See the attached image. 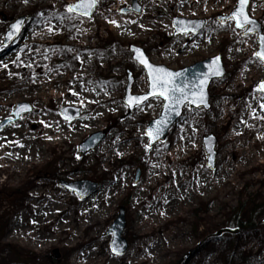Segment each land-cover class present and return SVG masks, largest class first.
Returning a JSON list of instances; mask_svg holds the SVG:
<instances>
[{
	"label": "rangeland",
	"instance_id": "1",
	"mask_svg": "<svg viewBox=\"0 0 264 264\" xmlns=\"http://www.w3.org/2000/svg\"><path fill=\"white\" fill-rule=\"evenodd\" d=\"M186 1L98 0L88 18L67 11L79 0H0V53L12 52L0 64V125L20 103L34 109L0 131L27 143L20 152L2 148L9 163L0 170V264H264V225L215 237L240 204L248 212L254 204L264 211V94L257 91L264 62L255 55L258 37L244 35L234 21L220 22L237 0H200L187 8ZM258 3V12L252 5L249 12L264 29V0ZM102 4L115 10L112 19L121 28L138 26L142 33L108 28L110 20L97 17ZM21 18L24 30L6 46V33ZM175 18L205 20L206 27L199 34L175 33ZM86 24L94 29L90 34L81 31ZM130 46L175 71L217 55L227 69L210 88L212 109L186 108L165 142L152 149L146 147V129L164 101L155 98L129 114V76L135 95L146 94L149 85ZM68 92L62 99L56 94ZM67 107L81 109V117L64 120L61 110ZM100 131L106 139L81 155L79 145ZM210 135L218 140L216 170L208 166L203 144ZM179 143L189 145L183 158L175 155ZM125 144L129 150L120 157L117 148ZM63 181H90L99 188L82 200L61 187ZM120 181L123 188L111 194ZM178 183L185 191L176 190L174 211L156 208ZM120 208L130 244L123 256L112 253L109 234ZM64 211L70 220L62 233Z\"/></svg>",
	"mask_w": 264,
	"mask_h": 264
},
{
	"label": "water",
	"instance_id": "2",
	"mask_svg": "<svg viewBox=\"0 0 264 264\" xmlns=\"http://www.w3.org/2000/svg\"><path fill=\"white\" fill-rule=\"evenodd\" d=\"M251 2H252V0H247V3L244 6L245 7V12L250 18H251V16L249 14V9H250V6H251ZM239 6L240 5H239V0H238L237 7L234 9V11H236V9ZM95 9L92 10V14H93ZM233 12L230 15H228V16H231L233 14ZM74 13L80 14L79 12H74ZM92 14H91V17H92ZM228 16H225V17H228ZM85 17H89V16H85ZM223 18L224 17H220V21L221 22L223 21ZM251 19H253V18H251ZM253 20L256 22L255 31H250L247 34H245V33L244 34L245 35H257L258 36V40H259V46L261 47V45H260V37H261V34L264 33L263 27H262L261 23L258 20H255V19H253ZM178 21L183 22V23L178 24L177 23ZM21 22H22V24H21ZM25 23H26V18H21V19L17 20L15 24H12L10 26L9 31L6 34L5 45L8 46V45L12 44L20 36L22 31L24 30ZM17 24H21V30L19 32H14V26H16ZM184 24H187L188 28H192V27L196 28L195 32H189V33L198 34V33L202 32L204 30L206 22L204 20H188V19H183V18H175L173 20V27L175 29V33H180L181 32V28L184 26ZM201 25H202V27H201ZM238 29L244 30V29H241V28H238ZM181 33H183V32H181ZM10 34H12L11 38H10ZM260 47H259V50H260ZM135 49H141L146 56H147V54L140 47H137V46H131L130 47V51L133 53V60H135L141 67H143L145 69L147 77H148V83H149V81H150L149 70L146 68L145 65L141 64L140 62H138V60L136 59V53L134 51ZM217 57L220 58L218 64L217 63H213L214 61H216ZM147 58H148V56H147ZM148 61L151 64H153L149 60V58H148ZM155 66H157V65H155ZM160 67H164V68L168 69L171 72H175V73L181 74L183 82H190L192 87H196L197 79H198V77H200L201 74H207L208 75V82H207V85H206V88H205V94H206V101L207 102H206V104H199V105L196 104V103H186L179 110V114H176L175 112H170L167 126L165 127L163 133L158 138H156L155 141L153 142L152 138H150L147 135V131H148V129L150 127L155 128V122L158 121V120H161L163 118L164 112H165V103H166L164 101L161 114L159 115L158 118L152 120L149 123V125H148V127L146 129V137L148 138V144L147 145L151 144L150 149L155 147L158 143L164 142L167 139L171 129L183 117L185 109L188 106L191 109H197V110L198 109H204L205 111L209 112L211 110V108H212V106H211L210 87H211V85H212V83L214 81L221 80L226 75V68H225L223 59H222V57L220 55H217L215 57L209 58V59L204 60L202 62H198V63H196V64H194V65H192L190 67H186V68H183V69L178 70V71L169 69L166 66H160ZM217 67H220V68L223 69V75H221V76L212 75V73L214 72V70ZM261 81H264V79L261 80ZM133 85H134V80L132 79L131 76H129L128 86L126 87V91H125V104L127 105L128 109H129V114H133L135 112V110L137 109V107L146 104L148 101H150L152 99H155V97L149 95L148 99L144 100L143 103L136 104L135 106H130L128 104V99H129L130 96H144V95H147L148 93H150V91H151V89L149 87L148 93L143 94V95H134L133 94ZM262 93L264 94V92H262ZM196 99L199 100V96H197ZM21 106H28L30 108V111H23V112H20L19 115H16V110L19 109ZM16 110L12 114L14 116V118H11L12 123H9V119L6 120L5 122H3L0 125V131L2 129H4V128L8 127L11 124H14V123L18 122L21 119L22 116H24L26 114H31L33 112V107L30 104H28V103H21V104H18L16 106ZM61 115H62V117L65 120H67L69 122H73V121H75V120H77V119H79L81 117V110L79 108L67 107V108H64L61 111ZM105 139H106V134L104 132H98V133H95V134L91 135L82 144H80L79 153L81 155H86V154L90 153L91 151H93L94 149L99 147L101 145V143ZM203 143H204L205 153H206V155L208 157L207 158L208 166L212 170H215L216 167H217V158H218V153L216 151L217 145H218V140H217V138L215 136L210 135V136L204 138ZM140 179H141V171L138 170L137 171V175H136V183H138L140 181ZM61 187L69 190L70 192L77 193L80 196V198L83 199V200H86V199L90 198L98 190V184L94 183V182H90V181L71 182V183H67V182L64 181V182L61 183ZM260 225H264V219L260 222ZM126 226H127V220H126L125 209L124 208H120L119 216H118L117 220L114 222V224L109 229V234H111V233L113 234V240L111 242V250H112V253L115 254V255L123 256V255H125L128 252V250L130 248L128 240L124 237V232H125ZM238 233H240V230L224 229V230H221L219 233H217L215 235V237H220V236H222L224 234L236 235ZM114 249L116 251H114ZM56 254H57V257H59L57 252H56Z\"/></svg>",
	"mask_w": 264,
	"mask_h": 264
},
{
	"label": "snow or ice",
	"instance_id": "3",
	"mask_svg": "<svg viewBox=\"0 0 264 264\" xmlns=\"http://www.w3.org/2000/svg\"><path fill=\"white\" fill-rule=\"evenodd\" d=\"M98 0H79V3L74 5H69L67 11L70 13L79 12L82 16L91 17L92 10L96 8ZM247 0H239V7L236 11L233 12L231 16L224 17L222 23L226 26L228 21H235L236 27L244 29L245 34L250 31H255L256 22L251 19L245 12V4ZM136 10L139 8L137 6ZM42 15V14H41ZM64 19V17H61ZM111 23L116 24V21H111ZM178 24L183 22L178 21ZM22 24V22H21ZM21 24L14 26V32H19L21 30ZM251 26V27H250ZM202 27V25H201ZM196 28H188L187 24L181 28V32L188 34L189 32H195ZM10 34V38H11ZM260 50L255 53L256 57L264 62V33L260 37ZM136 59L141 64L145 65L149 70V87L151 89L150 93L144 96H130L128 99V104L130 106H135L136 104L143 103L144 100L148 99V96H153L156 99H163L165 101V112L161 120L155 122V128L150 127L147 131V135L152 138L153 142L158 138L164 131L165 127L168 124L169 113L175 112L179 114V110L186 103H196V104H206V94L205 88L208 82V75L201 74L197 79L196 87H192L190 82H183L181 74L171 72L168 69L160 66H155L148 61L147 56L141 49H135ZM219 57L216 58V61L213 63L219 62ZM7 68V65H4ZM214 76L223 75V69L217 67L212 73ZM257 91L264 92V81H261L257 85ZM75 94V93H74ZM199 96V100L196 97ZM82 103V102H81ZM261 108H264V104H261ZM30 111L28 106H21L16 110V115H19L20 112ZM264 119V117H261ZM9 123H12L11 118ZM146 147H151V144ZM114 251H116L114 249Z\"/></svg>",
	"mask_w": 264,
	"mask_h": 264
},
{
	"label": "bare ground",
	"instance_id": "4",
	"mask_svg": "<svg viewBox=\"0 0 264 264\" xmlns=\"http://www.w3.org/2000/svg\"><path fill=\"white\" fill-rule=\"evenodd\" d=\"M67 1L70 4L72 3V0H67ZM138 1L142 5H144V2H147V0H138ZM201 2H203V1H200V0H187L182 5L187 8V7L191 6V5H194L195 3H201ZM255 3H256V5H255ZM258 4H259L258 0H253L252 7H254V12H258V7H259ZM110 6L109 5H104L103 6V4H102V9L103 10L97 15V17L100 18V19H104V20H108L109 19L110 20V23L107 25L108 28L114 29L118 33H123L125 35H130L131 34L132 36H138V35H140L142 33L141 28H139L138 26H136L132 30L121 28L119 26V21L112 19V16L114 15L113 13H116V12H115V10L110 9ZM111 21H116L117 23L114 24V23H111ZM99 27H102V25H99ZM81 31L86 33V34H90L91 32L94 31V29L91 28L90 25L86 24ZM11 53L12 52L9 53L8 51L1 52L0 53V64L1 63H6L9 60V55ZM150 61L151 62H155V60H153L151 58H150ZM56 94L58 95V97L60 99H62L63 97H66V96H70V94L72 95V93H70V92H68V93H56ZM73 99L77 100L76 97H73ZM2 107H3V105L1 104L0 108H2ZM91 119H93V118H91ZM81 129L83 130L84 127H81ZM33 130L36 133L41 132L42 130L40 128V123L36 122L34 127H33ZM57 132L60 133V135H61L60 131H57ZM20 139H23L22 136L20 137ZM179 145H180V150L175 155L177 156V154H180L181 157L183 158L186 154H188L189 145L187 143H185L183 145L179 143ZM25 147H27V143L25 141H16V138L12 137L10 135V133L7 132V130H5L2 133H0V170L3 169L2 168V164H3L2 162H5L7 164L9 163V157L6 156V153H5V151L2 148H5V149L8 148V150L20 152ZM128 150H129V146L127 144L121 145L119 147V149L117 148V151L119 152L120 157H124L127 154ZM20 155H23V153H21ZM110 159H111V157H107L106 160L104 159V161L107 162ZM183 185H185V184L178 183L176 186H173V188L171 189V191L168 194L167 198L165 199L164 203H162L160 205H159V203H155V207L156 208L158 207L160 210H162L166 214L172 213L174 211L175 206H176V202L178 201V197L176 196L177 195L176 190H178V192H180V193L182 191H185V187H183ZM151 186H152V184L148 183L146 188H148V187L150 188ZM122 188H123V185H122L121 181L118 182V183H115L113 185V191H112L111 194L115 193L116 191H118V190H120ZM61 214H64V219L65 220L64 221L63 220L59 221L58 228L60 230H63V228L66 226V223L70 220V218H69V215L67 214L66 211L61 212ZM51 215H52V213H48L47 218H46V222H50ZM35 217H38V216H35ZM65 232H66V230H63L62 233H65ZM94 248L95 247H91V250H93ZM137 264H145V262H141V263L139 262Z\"/></svg>",
	"mask_w": 264,
	"mask_h": 264
},
{
	"label": "trees",
	"instance_id": "5",
	"mask_svg": "<svg viewBox=\"0 0 264 264\" xmlns=\"http://www.w3.org/2000/svg\"><path fill=\"white\" fill-rule=\"evenodd\" d=\"M247 210V211H246ZM264 215L261 206L253 205L248 212V206L240 204V206L233 212L227 222H224L221 229H249L258 225L260 218ZM219 230V231H220Z\"/></svg>",
	"mask_w": 264,
	"mask_h": 264
}]
</instances>
